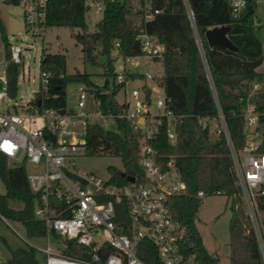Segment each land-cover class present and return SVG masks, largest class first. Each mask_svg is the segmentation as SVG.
Returning <instances> with one entry per match:
<instances>
[{
  "label": "trees",
  "instance_id": "obj_1",
  "mask_svg": "<svg viewBox=\"0 0 264 264\" xmlns=\"http://www.w3.org/2000/svg\"><path fill=\"white\" fill-rule=\"evenodd\" d=\"M7 2L14 3V0ZM145 5L152 12L158 9L150 20L145 19ZM187 5L193 12V22L188 17ZM256 5L257 2L249 1L241 14L234 17L227 0H122L108 3L96 24V30L88 32L84 0H52L48 4L49 26L78 29L75 37L81 45L84 61L97 65V54L104 56V82L102 86L90 90L94 98L100 101L99 109L103 114L117 113L121 108L114 97L122 84L110 85V81L116 77L115 42H118V55L123 58L144 56L137 39L141 33L155 37L163 45L160 85L170 100L168 107L179 118L174 130L175 142L168 141L166 129L163 128L156 147L163 162L173 157L176 170L186 184V193L171 198L170 208L173 215L187 227V242L196 254L197 264H219L218 257L205 248L196 227L195 216L201 200L196 196L197 192L204 190L208 195L219 193L227 196L237 192L224 135L211 138L209 128L203 127L199 121L204 117H217V101L231 143L239 150L245 140L242 113L250 94L256 109L264 111V73L257 71L263 55L254 24ZM215 26L229 28L227 37L235 50L208 46L204 33ZM197 37L202 43V53L197 45ZM47 49L41 50L39 62L40 70L49 73L47 90L44 94L36 93L28 103V110H31V106L38 111L45 108L57 111L65 109L68 83H84L87 88L93 85L86 72L68 74L64 54L52 53ZM17 76L18 67L8 63L7 92L11 98L16 96ZM126 77L142 78V75L127 72ZM255 83L261 87L251 93ZM263 121L264 116L259 117V122ZM115 125L116 129L110 130L98 123L85 124L83 138L86 155L108 154L120 158L123 170L117 171L113 167H108V170L112 182L126 185V176L141 179L142 169L130 124L116 118ZM259 152L264 153V134ZM0 179L5 186V192L0 193V215L21 223L27 236L43 237L45 226L33 216L35 195L28 187L24 164L9 166L8 157L0 152ZM10 202L20 203L21 207L13 208ZM260 207L264 209V197ZM244 226H247V221L242 210L232 208L229 222L230 262L263 264L256 239L252 233H245ZM78 250L74 243H68L66 253L78 255ZM9 252L10 258L0 264L37 263L32 246L10 249ZM140 257L148 264H155L141 254Z\"/></svg>",
  "mask_w": 264,
  "mask_h": 264
},
{
  "label": "built area",
  "instance_id": "obj_2",
  "mask_svg": "<svg viewBox=\"0 0 264 264\" xmlns=\"http://www.w3.org/2000/svg\"><path fill=\"white\" fill-rule=\"evenodd\" d=\"M51 1L14 0L22 7L24 31L32 39L41 40V50L47 48L48 42L44 41L52 28L47 23V9ZM120 1L84 0V4L86 12L103 13L108 3ZM227 1L233 16L238 17L249 1L258 3L260 0ZM3 3L8 2L0 0V4ZM145 10L146 20L152 19L158 12V9L152 12L148 5H145ZM187 14L193 22V12L188 5ZM137 39L144 56L162 64L163 45L147 33L137 35ZM114 45L113 54L122 61V68L116 72L114 79L116 84L125 88L129 81L138 80L141 85L133 87L120 102L114 99L121 106L117 113L103 114L99 109L100 101L94 98L97 106L95 114L114 123L116 118H121L130 124L132 132L138 137L137 159L142 169L141 179L133 176V182L126 179L128 184L120 185L111 181L112 176L104 179L76 169L75 159L87 153L83 138L85 124L88 123V114L83 111L86 100L84 87L79 88V113L65 109L61 115L57 110L45 108L38 111L33 106L30 113L13 111L12 106L16 103H12L7 92L6 69L8 63L19 67L23 48L11 40H2L0 47V152L14 162V166H25L28 187L35 195L33 216L45 226L43 237L46 244L40 248L45 264H148L140 254L155 264H197L196 254L187 242V227L170 208V199L185 194L186 184L176 170L173 157L163 162L156 147L163 128L168 141L175 142L174 130L179 116L168 107L170 100L164 91L155 100L151 97L152 90L162 87V75L146 71L141 74L142 78H127V72L139 73L126 69V63H136L141 56L123 58L118 55V42ZM197 45L202 53L198 37ZM38 77L39 88L31 94L27 103L36 93L44 94L47 90L49 73L40 70ZM147 80L153 81L154 87L149 86ZM260 87L259 83H255L251 93ZM213 93L215 96L214 89ZM250 95L242 113L245 140L241 149L236 150L231 143L216 98L217 117H204L199 122L209 131L208 121L219 122L215 131L224 135L228 144L231 171L237 188L235 195H223L231 201V208L238 209L240 206L247 221L245 233L254 235L264 264V209L260 207L264 197V153L259 152L264 134V121L259 122V117L264 116V111L256 109ZM139 119L143 120L142 123ZM79 124L84 125L81 131L74 128ZM78 135H82L81 138ZM27 164L36 170L27 172ZM207 195L204 190L196 194L200 199ZM0 218L4 219L1 215ZM51 238L55 244L50 242ZM68 243H74L79 248L78 255L66 253Z\"/></svg>",
  "mask_w": 264,
  "mask_h": 264
},
{
  "label": "rangeland",
  "instance_id": "obj_3",
  "mask_svg": "<svg viewBox=\"0 0 264 264\" xmlns=\"http://www.w3.org/2000/svg\"><path fill=\"white\" fill-rule=\"evenodd\" d=\"M101 12H86L85 22L88 27V32L96 30V24L101 19ZM254 24L257 29V36L263 44V61L258 66L257 71L264 73V0H260L256 5ZM78 29L67 27H52L46 36L44 42L47 50L52 53H61L65 56L66 72L72 74L77 70L86 72L90 75V80L93 85L87 88L84 83L71 82L66 86V106L67 112L79 113L77 107L79 88L84 87L86 93L85 107L83 111L88 114L87 122L98 123L103 128L115 130L116 125L113 120L107 117L99 118L95 113L97 106L94 99V94L90 91L96 87L102 86L104 82V61L105 58L100 53L97 54L99 63L97 65L89 64L83 60L81 45L76 40ZM2 40L17 42L23 48L22 63L18 67L17 76V91L16 96L12 98L13 111L19 113H30L28 103L31 99V94H34L39 88V71H40V51L41 40L32 39L24 31L22 7L16 3L0 4V47ZM113 55V54H112ZM115 56V55H114ZM115 71L118 72L122 68L121 58H115ZM23 67V68H22ZM23 69V70H22ZM126 69L143 74L146 71L152 74L163 75V66L160 62L152 59L149 56H141L136 63L127 62ZM2 66H0V71ZM23 71V74H22ZM24 75V76H23ZM116 84L115 80L110 81V85ZM147 84L154 87V82L147 80ZM141 85V81H129L125 88H121L115 95L116 101H121L125 94H129L133 87ZM163 95L162 87L152 90L151 97L153 100L157 96ZM34 99V98H33ZM32 99V100H33ZM1 109V107H0ZM210 124V136L216 138L218 136L215 131V125L219 128V122L216 120L208 121ZM82 135H78L81 138ZM138 137L135 140H137ZM8 165L14 166L15 163L8 159ZM75 167L77 170L87 173H93L101 178L107 179L111 176L108 167H113L117 171L123 170L121 159L108 154L101 155H86L75 159ZM27 172L34 171L36 168L30 164L26 165ZM5 192V186L0 179V193ZM236 201V200H235ZM13 208H20L21 204L10 202ZM237 211L241 210L238 206ZM232 216L231 201L224 195H207L200 200V205L195 216V223L202 242L207 251L216 255L219 259V264H233L230 262V231L229 222ZM244 222V219L241 220ZM52 244H55L53 238L50 239ZM46 238L44 237H29L26 234L25 228L19 222H14L8 219L0 218V263L5 262L10 258V249L19 247H35L36 264H45V259L40 251V248L45 246ZM240 264V263H239Z\"/></svg>",
  "mask_w": 264,
  "mask_h": 264
},
{
  "label": "water",
  "instance_id": "obj_4",
  "mask_svg": "<svg viewBox=\"0 0 264 264\" xmlns=\"http://www.w3.org/2000/svg\"><path fill=\"white\" fill-rule=\"evenodd\" d=\"M85 10H87V7H85ZM228 30L229 28L227 26H215V27L207 29L204 33V37L206 39L208 46L210 48L222 47V48H227L230 50H235L236 49L235 46L232 44V42L227 37ZM76 73L79 74L80 72L77 70ZM64 112H65V109L58 110V113L61 115L64 114ZM142 121H143L142 119H139V123H142ZM74 128L81 131L84 129V125L79 124V125L74 126ZM141 132L144 133L143 128ZM126 179L129 182L134 181L133 176H126Z\"/></svg>",
  "mask_w": 264,
  "mask_h": 264
},
{
  "label": "crops",
  "instance_id": "obj_5",
  "mask_svg": "<svg viewBox=\"0 0 264 264\" xmlns=\"http://www.w3.org/2000/svg\"><path fill=\"white\" fill-rule=\"evenodd\" d=\"M261 45H262V51H263V44H262V42H261ZM258 68V67H257Z\"/></svg>",
  "mask_w": 264,
  "mask_h": 264
}]
</instances>
